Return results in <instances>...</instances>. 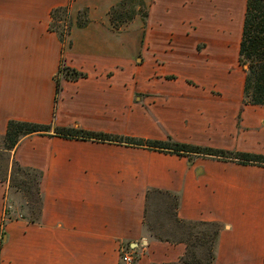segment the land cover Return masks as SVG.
I'll return each mask as SVG.
<instances>
[{
    "label": "crops",
    "instance_id": "1",
    "mask_svg": "<svg viewBox=\"0 0 264 264\" xmlns=\"http://www.w3.org/2000/svg\"><path fill=\"white\" fill-rule=\"evenodd\" d=\"M121 1L0 0V140L14 120L264 156V107L244 102L238 65L246 0H142L145 21L114 28ZM58 7L89 21L63 43ZM60 66L84 77L56 93ZM9 153L41 173L42 205L36 222L8 219L0 181V264H120L123 250L179 264L180 237L145 234L154 195L176 197L174 222L220 226L214 264H263L262 166L39 135Z\"/></svg>",
    "mask_w": 264,
    "mask_h": 264
},
{
    "label": "trees",
    "instance_id": "2",
    "mask_svg": "<svg viewBox=\"0 0 264 264\" xmlns=\"http://www.w3.org/2000/svg\"><path fill=\"white\" fill-rule=\"evenodd\" d=\"M137 16L142 21H145L147 17L145 5L142 0H123L109 11L110 22L114 28L130 23ZM88 22L86 11L79 12L75 22H73L69 14V8L58 7L50 12L48 29L50 32L55 33L60 42L63 43L69 37L73 25L81 28L86 26ZM238 65L245 72L243 87L244 102L252 106L264 107V0H246L242 36L239 45ZM61 77L64 80L76 81L79 78H83L84 74L60 66L56 75V93L60 91V83L58 80ZM31 135L58 136L64 139L107 142L177 156L191 157L197 155L222 161H234L242 165L253 164L264 167V156L261 155L226 152L212 148L180 144L170 139L166 141H149L88 132L79 129L52 128L51 125L14 120L8 121L6 125L0 152L3 153V156L6 153L8 154L22 138ZM3 156L1 155L0 158ZM12 165L16 167L18 172L24 173L27 176H34L36 180L35 193L32 194L31 190H27L29 196L31 195L36 198L35 205L37 208L34 212L36 216L29 219L30 222H36L39 218L42 205L39 188L41 173L32 169L22 168L15 161L12 162ZM2 180L0 178V181ZM172 206L173 209H176L178 206L176 197L172 198ZM175 221L174 223L177 227L186 229V232L181 233V237L178 239V241L184 243L187 247L186 256L182 258L179 264H214L215 247L220 226L215 223H187L178 221L177 219ZM198 247L205 248L204 259L197 258L195 249Z\"/></svg>",
    "mask_w": 264,
    "mask_h": 264
},
{
    "label": "rangeland",
    "instance_id": "3",
    "mask_svg": "<svg viewBox=\"0 0 264 264\" xmlns=\"http://www.w3.org/2000/svg\"><path fill=\"white\" fill-rule=\"evenodd\" d=\"M2 149V141L0 140V150ZM0 152V178L8 183V192L6 195L5 207L6 217L8 219H20L24 216L27 220L35 217L34 212L37 206L35 205V197L28 195L27 190L35 193L36 180L34 176H27L24 173L18 172L16 167L10 162L9 155ZM148 216L145 223V234L149 236L167 237L170 240H175L181 237V233L186 232V229L177 228L173 224L172 208L170 201L162 196H150L147 203ZM35 207V208H34ZM20 213V214H19ZM23 214V215H22ZM9 216V217H8ZM202 230V229H200ZM211 230V229H210ZM197 258L204 259L205 248L198 247L195 249Z\"/></svg>",
    "mask_w": 264,
    "mask_h": 264
},
{
    "label": "built area",
    "instance_id": "4",
    "mask_svg": "<svg viewBox=\"0 0 264 264\" xmlns=\"http://www.w3.org/2000/svg\"><path fill=\"white\" fill-rule=\"evenodd\" d=\"M120 264H134L135 256L130 250H123L120 255Z\"/></svg>",
    "mask_w": 264,
    "mask_h": 264
}]
</instances>
